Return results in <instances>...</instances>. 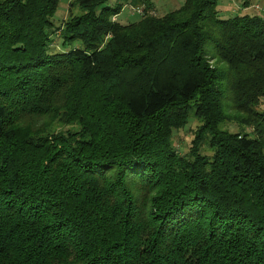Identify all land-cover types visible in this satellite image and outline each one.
Masks as SVG:
<instances>
[{
  "label": "trees",
  "instance_id": "16d2710c",
  "mask_svg": "<svg viewBox=\"0 0 264 264\" xmlns=\"http://www.w3.org/2000/svg\"><path fill=\"white\" fill-rule=\"evenodd\" d=\"M59 1L0 0V264H264V16Z\"/></svg>",
  "mask_w": 264,
  "mask_h": 264
},
{
  "label": "rangeland",
  "instance_id": "374dc122",
  "mask_svg": "<svg viewBox=\"0 0 264 264\" xmlns=\"http://www.w3.org/2000/svg\"><path fill=\"white\" fill-rule=\"evenodd\" d=\"M72 0H60L57 10L54 13V15L51 17L52 23L54 25L52 26H61L63 20L68 16L69 14V2ZM152 3V13H154L157 16H161L173 9H176L181 5L183 0H149ZM121 2L120 0H109L108 5H115L116 3ZM251 3V6H253V9H255L260 15L264 16V0H217L216 2V9H217V15L220 18H228L239 14L249 13L252 10L251 8L243 9V6L246 7L248 4ZM143 7L144 6H138L133 7L129 2H123V7L118 15L113 17L116 21L122 22L123 24H126L128 22L136 21L140 15L143 13ZM73 12H77V9H73ZM50 38L52 39V42L54 41V44L51 42V48H49L51 51L55 50H68L71 47H75V45H81L80 42L75 41L71 45L63 47L62 46V40L61 37L58 35V33H51ZM58 48V49H57ZM216 63L215 60L212 61V64ZM259 110L264 109V96L260 98L259 105L257 107ZM199 123V119L196 118L193 115L189 116L188 121L186 122L185 126L180 128H174L172 132L171 142L180 150H186L188 146L191 144V140L194 136V129ZM224 127L231 131H237L242 130V132H249L251 131L250 126L245 125H238L234 122H226L223 124ZM203 151L206 153H211L210 148L207 145H203Z\"/></svg>",
  "mask_w": 264,
  "mask_h": 264
},
{
  "label": "crops",
  "instance_id": "0c3cea01",
  "mask_svg": "<svg viewBox=\"0 0 264 264\" xmlns=\"http://www.w3.org/2000/svg\"><path fill=\"white\" fill-rule=\"evenodd\" d=\"M247 8H251L252 10H254V11H251L250 14H259L255 9H253V6H251V3L248 4L247 7L245 5L243 6V9H247Z\"/></svg>",
  "mask_w": 264,
  "mask_h": 264
}]
</instances>
